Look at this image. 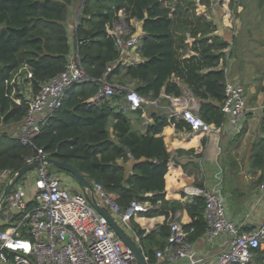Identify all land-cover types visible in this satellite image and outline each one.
<instances>
[{
	"label": "trees",
	"instance_id": "16d2710c",
	"mask_svg": "<svg viewBox=\"0 0 264 264\" xmlns=\"http://www.w3.org/2000/svg\"><path fill=\"white\" fill-rule=\"evenodd\" d=\"M233 3L234 0L229 1L230 6ZM75 5L79 6V14L71 30L69 18ZM177 7L183 14L172 18L163 0H0V172L5 169L18 171L39 149L48 157L72 164L85 178L99 183L122 209L132 201L148 202L151 208L140 214L146 217L164 214V222L148 234L133 221L132 225L143 251L151 260H154L153 251L145 243L154 242L157 250L162 249L169 233V222L178 210H186L191 218V222L183 225L190 242L204 234V198L198 196L181 202L168 195L171 156L161 136L167 126L166 119L154 116V124L141 135L131 129L121 111L114 113L110 105V102L118 104L124 93H117L100 104L93 103V96L108 68L111 71L105 76L106 81L123 86L133 81L131 88L143 98H159L161 93L181 96V89L170 81L178 72L177 49L184 45L186 31L196 36L197 31L208 33L210 27L201 17L189 20L188 12L195 7L193 0H181ZM133 19L141 22L144 32L137 47L144 61L123 65L119 63L120 51L115 37L108 30L120 20L131 28ZM227 47V42L217 38L213 45L203 39L201 47H196L201 62L196 63L193 58L185 65L184 73L196 97L220 105L224 102L223 71L199 74L198 70L203 65H216L224 56L216 50ZM73 49L91 80L69 86L61 107L45 119L29 144H22L14 129L18 131L22 126L27 104L24 100L16 103L14 97L22 99L27 92L35 96L45 82L65 70ZM27 70L31 78L10 83L19 71L23 77ZM200 112L205 122L219 126L224 121L222 110L213 104L201 103ZM110 116L116 120L112 130L118 143L110 139L107 127ZM262 119L264 124V108ZM184 125L183 121L176 123L177 128ZM119 158L135 160L132 175L124 176V169L116 163ZM251 159L253 171L264 170V143ZM263 173L257 180H249V184L257 187L264 182ZM194 185L201 187L202 184L196 182ZM179 196L185 197L183 192ZM33 204L30 202L28 206ZM7 226L0 222V231ZM261 254L260 250L255 251V257Z\"/></svg>",
	"mask_w": 264,
	"mask_h": 264
},
{
	"label": "built area",
	"instance_id": "2783aa9c",
	"mask_svg": "<svg viewBox=\"0 0 264 264\" xmlns=\"http://www.w3.org/2000/svg\"><path fill=\"white\" fill-rule=\"evenodd\" d=\"M78 14L79 9L75 23ZM126 27L124 22H120L111 32L120 58L127 50L136 49L141 38L138 35L127 36ZM224 57L228 60V53ZM110 71L111 68H108L98 81L99 89L93 96V103L110 100L117 93H124L122 110H136L141 104L150 101L141 97L130 85L106 81L105 76ZM222 71L225 99L221 110L227 116L231 128L239 132L248 110L244 89L238 82L229 79L227 67L224 66ZM19 72L11 84L31 78L28 70L23 77ZM89 80L80 65L76 49H73L65 70L45 82L35 96L24 94L22 99L15 96L16 103L20 104L24 100L27 104L19 141L29 144L45 119L61 107L66 89L72 84ZM196 109L190 106L179 112L190 130L203 134L217 133L221 125L213 126L205 122ZM45 157L48 156L38 149L37 155L27 159V163ZM49 167L48 164H41L29 171L28 177L22 182L19 179L2 202L0 222L8 226L0 231V264H138L131 250L118 238L107 220L91 206L88 195L83 191L68 189L63 177L49 171ZM14 173L8 169L0 172L2 189L13 179ZM215 180L207 189L190 185L182 190L189 199L198 196L204 198L206 241L212 243L223 237V247L216 255L215 264H254L255 251L264 246V219L254 229L241 231L240 225L228 215L219 173L215 174ZM92 185L98 203L100 199L99 205L111 212L107 211L139 247L146 264H173L180 260L188 264H203L193 243L188 240L183 224L176 220L169 222L166 244L155 251L154 260H151L143 251L140 237L132 225L133 218L148 211L151 205L132 201L127 208L122 209L99 183L92 182ZM257 189L255 204L264 201V182L259 183ZM30 202L35 204L29 207ZM261 263L264 264V255Z\"/></svg>",
	"mask_w": 264,
	"mask_h": 264
},
{
	"label": "crops",
	"instance_id": "0c3cea01",
	"mask_svg": "<svg viewBox=\"0 0 264 264\" xmlns=\"http://www.w3.org/2000/svg\"><path fill=\"white\" fill-rule=\"evenodd\" d=\"M204 1L206 2L208 0ZM180 2V0H175L173 6L168 7L165 5L166 1H163V5L167 8L170 17H178L183 14L177 7ZM77 5L72 8L69 18L71 22L74 20V23L79 9ZM248 11L246 13L247 16L256 14V11L251 9ZM188 15L190 21H194V17L203 18L204 21L209 23L210 31L205 34L197 31L196 36L186 31L184 34V45L177 49V60L179 61L178 72L171 76L170 81L181 89V96L174 97L161 93L159 98L149 99L151 102L141 104L136 110H122L125 102L124 97L118 104L110 102V105L114 113L121 111L128 119L131 129L141 135L146 133L148 126L154 124V116L166 119L167 126L163 128L161 136H163L166 149L171 156L168 162L169 175L167 192L172 200L181 202L190 201L185 194L183 198L179 196L185 186L194 185L198 182L202 184L201 187L207 189L216 182L215 174L219 173V176H221L223 172H226L229 178L231 177L228 181L231 186L230 190L234 191L233 194H230L227 181L224 183L222 179L221 186L226 198L228 215L231 220L240 225L241 231H249L254 229L264 219V201L255 204L258 189L249 184V180H257L264 172L263 169L256 171L251 169L252 155L264 143V124L262 121L264 108V26L260 25L257 28L259 23L254 19L251 20V18L247 19V22L243 25L240 23L234 25L225 23L227 22L225 21L226 14L222 15L221 8L214 5H206L201 0H199L198 5H195L193 9L189 10ZM120 16L121 18L123 17L122 14ZM120 22H123V20H120ZM130 24L131 28L127 25L125 28V34L127 36L138 35L141 37L144 35L141 22L133 19L130 21ZM115 26H117V23L113 28ZM113 28L108 30L109 34H111ZM215 38L222 42H227V48H234L233 52L230 49L228 51L227 48L217 49L216 52H223L224 56L228 53V56L230 54L231 57H228V60H226L222 56L216 65H203L198 70V73L206 74L210 71L222 70L225 66L228 69L229 79L242 85L248 112L239 132H235L231 128L227 120L228 118L224 114V121L221 122L220 130L217 133H196L190 130L188 124L179 114L183 108L195 106L197 108V114L201 115V103H210L221 109L222 104L220 105L215 101L209 99L202 100L196 97L189 88L190 85L186 80V76H184L186 72L185 65L193 58L194 62H201L196 49V47H201V40L207 39V44L213 45ZM235 42L236 44L233 45ZM248 44H253L250 45V51L246 47ZM143 61L144 59L137 53V48L127 50L119 59V63L123 65L138 64ZM260 81H262V84H260ZM126 84L134 86L133 81H127ZM115 121L110 116L107 127L112 142L118 143L119 139L112 130ZM181 121L186 125L177 128L176 123H180ZM210 124L216 126L214 123L210 122ZM21 128L22 126L19 127L20 132ZM140 160H143V158ZM116 163L124 169V176L127 177L134 173L133 165L135 160L132 158L125 161L119 158L116 160ZM251 171L252 174L250 173ZM70 190L75 191L73 188ZM81 191L83 190L81 189ZM98 201L101 203L100 199ZM105 210L111 213L108 209ZM164 220V214L153 217L138 214L132 221L140 229L144 230L145 234H148L156 230ZM173 220L179 221L183 225L191 222L190 216L184 209L178 210ZM192 243L199 256L203 259V264H215L216 255L223 247V237L209 243L203 234ZM145 246L151 248L154 256L157 250L155 243H145ZM260 252L262 253L261 256L254 257V264H262L261 257L264 255V246ZM159 264L167 263L161 262ZM173 264L188 263L180 260Z\"/></svg>",
	"mask_w": 264,
	"mask_h": 264
},
{
	"label": "water",
	"instance_id": "95a60500",
	"mask_svg": "<svg viewBox=\"0 0 264 264\" xmlns=\"http://www.w3.org/2000/svg\"><path fill=\"white\" fill-rule=\"evenodd\" d=\"M41 164H48L49 166L59 169L61 171L67 172L70 174V176L77 182V184L80 186V188L88 195L89 202L91 206L99 213L101 214L108 222L111 229L114 231V233L118 236V238L124 243L125 246H127L133 255L135 256L138 264H146L143 254L139 247L131 240V238L124 232L122 227L119 225V223L97 202L93 185L90 180L85 178L76 167H74L72 164L67 162H61L51 157H45L41 159H36L32 162L26 163L22 168H20L18 171L14 173V176L12 180L8 181L5 186L3 187L1 193H0V207L2 205V202L5 200V198L8 195V192L11 190L13 185L27 172L31 171L35 167L41 165Z\"/></svg>",
	"mask_w": 264,
	"mask_h": 264
},
{
	"label": "rangeland",
	"instance_id": "374dc122",
	"mask_svg": "<svg viewBox=\"0 0 264 264\" xmlns=\"http://www.w3.org/2000/svg\"><path fill=\"white\" fill-rule=\"evenodd\" d=\"M163 1H166L165 5L168 6V7H172L174 2H175V0H163ZM193 1L196 2L195 5L199 4V0H193ZM229 1L230 0H213V1L212 0H208L206 2L205 1L203 2V0H201V2L202 3H206V5H214V6H217V7L221 8L222 15L226 14L225 15V21H227V22H225V23L233 24V25L237 24V23H240V24L243 25L244 23L247 22V19L251 18V20L254 19V20H256V22L259 23L257 28H259L260 25L264 26V0H234V3L232 4V6L229 5ZM180 4H181V2L179 3V5ZM250 9L253 10V11H256V14L255 15L252 14V16L251 15L247 16L246 13L249 12L248 10H250ZM73 24H74V20H73V22H72V24L70 26L71 30L73 28ZM261 36H263V34H261ZM244 40H246V39H244ZM235 44H236V42L233 45H235ZM250 45H253V44H248V46H246L249 51L251 49ZM229 49L232 50V52L234 50L233 47L227 48L228 51H229ZM228 57L230 58L231 55L229 54ZM262 69H263V67H262ZM260 82H261L260 84H262V81H260ZM26 90H29V88L26 87ZM23 93H25V92H23ZM27 95L30 96V94L28 92H27ZM247 112H248V110H247ZM246 116H247V114L245 115V117ZM15 130H16L15 135L20 133L19 128H18V131H17V129H14V131ZM49 171L55 172V173H57L59 175H68V176H62L63 179H64V184L68 187V189H72L73 188L77 192L81 191V188L77 185L75 180L72 179V177L70 176L69 173L61 171L59 169H55L53 167H50ZM28 174H29V172L24 174L20 178L19 182L24 181L28 177ZM221 177L224 180V183H226V181H227L228 190L230 191V187L231 186H230V183H228V181L231 179V177L229 178V176L226 174V172H223L221 174ZM0 189H2L1 184H0ZM223 190H224V188H223Z\"/></svg>",
	"mask_w": 264,
	"mask_h": 264
}]
</instances>
